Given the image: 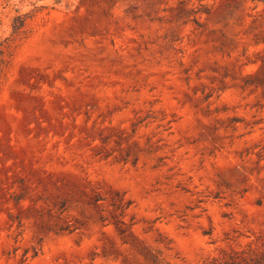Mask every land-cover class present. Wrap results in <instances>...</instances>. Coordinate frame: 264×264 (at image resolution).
Segmentation results:
<instances>
[{"label": "rangeland", "instance_id": "obj_1", "mask_svg": "<svg viewBox=\"0 0 264 264\" xmlns=\"http://www.w3.org/2000/svg\"><path fill=\"white\" fill-rule=\"evenodd\" d=\"M0 264H264V0H0Z\"/></svg>", "mask_w": 264, "mask_h": 264}, {"label": "trees", "instance_id": "obj_2", "mask_svg": "<svg viewBox=\"0 0 264 264\" xmlns=\"http://www.w3.org/2000/svg\"><path fill=\"white\" fill-rule=\"evenodd\" d=\"M24 22H25V19L22 18L20 15L15 16L12 22L13 32H17L21 27H23Z\"/></svg>", "mask_w": 264, "mask_h": 264}]
</instances>
